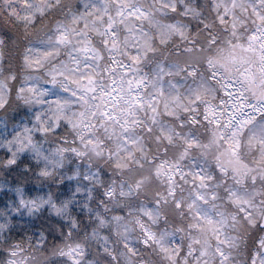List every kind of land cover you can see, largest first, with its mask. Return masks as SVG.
I'll list each match as a JSON object with an SVG mask.
<instances>
[{"label":"clouds","instance_id":"clouds-1","mask_svg":"<svg viewBox=\"0 0 264 264\" xmlns=\"http://www.w3.org/2000/svg\"><path fill=\"white\" fill-rule=\"evenodd\" d=\"M94 2L99 0H0V264H72L70 257L76 264H172L160 249L185 251L188 241L197 238L206 249V264H264L262 182L246 188L248 193L259 190L255 203L262 209L257 213L252 207L247 219L229 199L187 207L193 196L190 176L218 175L215 149L203 148L209 126L199 120L200 111L185 114L183 105L169 97L197 88L208 89L211 96L214 88L216 100H227L219 95L226 77L211 60L226 35L216 23V0H166L175 12L156 0H135L153 21L143 26L153 51L140 65H130L138 70L132 75L153 81L149 85L146 80L141 89L144 98L163 76L169 96L161 98L159 112L136 111L132 116L135 110L130 108L103 125L97 116L92 126L90 120L85 125L87 117L75 115L89 111L88 105L63 91H76V86L61 78L51 83L52 72L64 71L66 50L60 48L59 55L35 65L25 57L48 46L58 22L87 12ZM236 3L242 9L248 0ZM247 19L242 32L251 24ZM212 37L216 39L209 44ZM105 62H100L101 69ZM89 63L96 67L95 61ZM56 99L65 102L63 108L49 103ZM246 102L258 104L250 93ZM89 104L95 107L90 96ZM189 115L198 122L189 123ZM127 119L140 123H125ZM177 131L197 144L187 147L176 138ZM239 135L243 140L248 129ZM220 179L230 186L227 177ZM218 183L213 180L209 190ZM169 189L174 196L167 195ZM177 200L185 207L177 209ZM197 210L215 221L212 232L189 228L197 223ZM145 231L151 241L146 242ZM217 248L223 260L216 257ZM185 255L187 261L177 256L176 264L199 260L198 249Z\"/></svg>","mask_w":264,"mask_h":264},{"label":"snow or ice","instance_id":"snow-or-ice-1","mask_svg":"<svg viewBox=\"0 0 264 264\" xmlns=\"http://www.w3.org/2000/svg\"><path fill=\"white\" fill-rule=\"evenodd\" d=\"M216 2V23L224 28L226 35L211 60L226 77L219 95L227 100H216L214 88L211 89V96L208 89L197 88L184 96L172 95L169 99L179 101L183 105L180 110L185 114L200 111L199 120L209 126V135L203 148L215 149L213 156L216 162L215 172L218 175H201L196 172L190 176L188 182L192 185L193 196L187 207L191 209L193 204L229 199L232 205L239 206L240 213L247 219L253 214L250 210L252 207L256 208L257 213L262 210L261 205L255 203L256 195L260 194L259 190L248 193L247 186L256 185L260 181L264 187V0H248L242 9L238 8L236 0ZM156 3L169 11H176L175 6L169 5L166 0H156ZM39 11L41 15L44 14L42 8ZM238 11L242 12V15H237ZM247 18H251V24L242 32L241 24L248 23ZM128 21H132V24L129 25ZM145 23L151 25L153 21L148 10L135 0H99L98 3H92L87 12L72 13L67 22H58L48 46L43 50L38 49V55L35 57L26 56L25 60L33 65L40 64L53 55H59L60 48L66 50L68 61L61 62L64 71L52 72L51 83L54 84L57 78H61L76 86V91L69 92L67 87L63 91L88 105L89 111H78L75 114L80 119L87 117L85 125L90 120L92 126H95L97 116L102 125L117 121L119 114L128 113L130 108L135 110L132 111V116L136 115V111L147 114L159 112L161 98L169 96L163 86L165 78L161 76L160 86L155 87L150 96L144 98L141 89L145 88L146 80L149 85H152L153 81L139 74L132 75L138 70L136 67H130L140 65L143 62L142 57L146 59L153 51L151 36L143 32ZM169 27H173V30L180 34L179 29ZM95 37H99L98 44L94 42ZM215 39L216 37H212L208 43H214ZM121 56L123 60L120 59ZM82 60L87 62L82 63ZM91 61L96 62L95 68L89 63ZM101 61H106L102 69ZM189 75L192 73L189 72ZM218 75L219 73L213 74L214 77ZM249 93L258 104L246 102ZM89 96L95 102L94 108L89 104ZM49 103L63 108L65 102L56 99ZM166 115L175 114L167 112ZM187 120L192 124L198 122L191 115L187 116ZM258 120L260 123H256ZM125 123L140 122L127 119ZM245 128L248 129V135L241 140L239 132ZM176 138L182 140L187 147L197 144L195 139L185 137L181 131H177ZM169 139L170 137H165L166 141ZM221 177L228 178L231 182L229 187L223 186ZM213 180L219 183L215 190H209ZM174 194V190L169 189L167 195ZM261 203L264 204V201ZM175 207L180 209L185 205L177 200ZM195 220L197 223L189 224V228L197 232L202 227L206 232L215 229V221L210 216H202L199 210L195 213ZM144 235L146 242L153 239L148 231H145ZM216 239L219 242L218 235ZM200 245L199 238L189 240L185 251L195 254L198 249L199 260L195 264H206V249ZM160 251L166 254L167 260L172 264H176L177 256H182L185 261L188 259L185 251L179 248L176 252L169 248H161ZM215 255L221 260L224 259L220 248L216 249ZM70 259L72 264H76L73 257Z\"/></svg>","mask_w":264,"mask_h":264}]
</instances>
